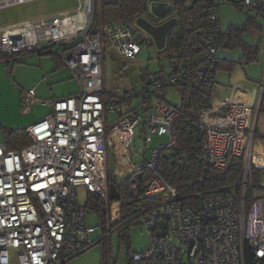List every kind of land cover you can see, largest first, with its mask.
<instances>
[{"label":"built area","instance_id":"obj_1","mask_svg":"<svg viewBox=\"0 0 264 264\" xmlns=\"http://www.w3.org/2000/svg\"><path fill=\"white\" fill-rule=\"evenodd\" d=\"M33 1L2 0L0 8ZM118 1L80 0L71 12L0 28V56L9 58L7 66L24 55H52L78 86L76 94L51 101L38 100L34 90L22 93L26 111L43 104L51 112L27 130L30 145L8 150L0 144V264H70L107 239L106 256L113 264V226L120 224L125 194L139 198L137 185L144 173L149 178L140 200L152 203L140 206L130 221L145 225L150 244L132 252L127 264H246L247 251L256 261L264 260V143L256 140L264 83L253 96L237 90L223 102L211 101L216 77L208 74L217 63L218 39L224 31L219 9L233 4L207 0L212 30L201 58L175 73L149 77L136 93L118 96L106 91L107 50L134 61L143 45L153 42L145 30L103 20L102 7ZM237 1L245 14L264 15V0ZM146 2L152 18L153 3L172 5V0ZM192 77L202 90L195 124L203 137V164L224 171L229 159L237 157L242 169L234 186L185 195L163 179L159 164L162 153L177 148L175 124L182 118L166 90ZM139 127L143 142L133 155ZM162 138L167 141L152 147ZM120 155L128 158L129 169L123 174L117 173ZM110 156L115 165L111 172ZM134 158L139 161L133 164ZM186 160L185 155H173L170 162L182 167ZM112 181L121 186H115L120 193L116 208L110 197ZM77 188L105 203L109 230L102 237H95L98 228L88 225L89 209L78 200ZM186 200L193 203L187 205Z\"/></svg>","mask_w":264,"mask_h":264},{"label":"rangeland","instance_id":"obj_2","mask_svg":"<svg viewBox=\"0 0 264 264\" xmlns=\"http://www.w3.org/2000/svg\"><path fill=\"white\" fill-rule=\"evenodd\" d=\"M2 1V0H0ZM80 4V0H36L24 5H14L6 8H0V27L17 24L24 21H35L40 19H51L53 16L63 12H71ZM221 26L226 30L229 26L239 27L246 23L247 15L245 12H235L227 4L220 6ZM147 22L152 23L153 18L141 17ZM258 23L263 27L262 35L264 47V17H258ZM138 31L143 30L137 22V19L131 24ZM244 39L248 43H253L250 35H245ZM257 43V42H255ZM160 48L155 40L152 43L143 45V51L139 57L134 60H128L119 56L112 50L108 49L105 56L104 76L106 91L112 95H124L126 93H136L140 90L141 81L140 73L143 69H149L151 74L160 71V67L169 68L168 60L161 56L157 58ZM218 58L229 59L240 62L232 72L219 71L216 75V84L213 87L211 101L223 102L237 90L251 94L252 91L258 90L259 86L264 83V58L260 63L247 64L242 58L241 51L228 52L219 50ZM22 59V58H19ZM42 59V65L39 62ZM22 65L15 70L14 74L10 73L5 64L0 66V144L5 143V133L16 130H26L27 125L32 119H43L51 109L47 106L38 105L31 111H26L22 102L20 93L33 89L36 96L46 99L65 98L78 92L77 83L69 80L67 70L61 73L63 76L57 81L49 78L53 73V64L50 57H33L25 58L20 61ZM44 73L48 78L44 81L40 79V73ZM259 85V86H258ZM260 96V92H259ZM37 97V98H38ZM167 99L174 104H180L181 98L176 88H171L167 92ZM264 106V92L262 96ZM113 115L109 116L111 120ZM142 127L137 128L133 146V155L140 149L143 139ZM259 136V138L257 137ZM256 140L264 143V112H260L257 121ZM166 138L155 140L152 147L157 143L166 142ZM149 156V150L147 151ZM138 159L135 161V163ZM114 159L109 158V171H113ZM90 194L85 188H77L78 200L86 204ZM114 208V203L112 204ZM106 208V206H105ZM112 221L117 218V211L112 212ZM115 216V217H114ZM87 223L90 227L98 228L95 237H102L109 230L108 215H103L89 211ZM124 224V223H123ZM123 224L113 226L111 237V252L113 264H127V259L132 252H139L150 244V234L145 225L134 222L121 229ZM126 230L128 241L125 242L120 238L121 231ZM109 247L107 241L100 242L91 249L76 257L70 264H108L106 250Z\"/></svg>","mask_w":264,"mask_h":264},{"label":"trees","instance_id":"obj_3","mask_svg":"<svg viewBox=\"0 0 264 264\" xmlns=\"http://www.w3.org/2000/svg\"><path fill=\"white\" fill-rule=\"evenodd\" d=\"M237 9H242L239 1L229 0ZM173 11L165 18L156 19L153 22L161 24L170 18H176L177 23L169 32L166 44L163 50L159 52L158 59L161 56L168 60L169 68L160 67V71L151 74L149 69H143L140 73V81L143 86L149 77L163 76L177 72L178 68L190 60L199 59L205 54L206 42L209 40L212 24L209 16V3L207 0H172ZM148 16V7L146 0H119L115 5H104L102 7V18L105 22H120L125 25H131L136 19ZM256 29L252 18H248L243 29L235 26H229L222 32L218 39L219 50L228 52L241 51L243 59L247 64L257 63L259 61L260 50L244 41V35ZM240 62L226 59H217L213 71L209 75L215 76L221 70L232 72ZM177 93L181 98L180 104H173L182 114V118L175 124L177 148L172 152H164L161 155L159 172L163 179L171 186L181 188L182 194L189 195L202 190H211L218 188H227L234 186L240 176L242 169V160L237 157H231L228 161V167L224 171L210 169L203 164V137L196 127V110L202 104V90L195 84V78L192 77L185 84L176 87ZM168 90H166L167 94ZM260 112H264L263 100L260 106ZM259 138V136H257ZM264 139V138H263ZM32 143L27 130H16L5 133V146L8 150H19ZM185 155L187 162L182 167L171 165V157ZM149 175L144 173L137 185L138 199L131 198L128 193L125 194L124 202L120 210L121 229L134 223L130 219L137 213L140 206H148L150 200H140V194L145 190V183ZM259 175H256L255 181L259 182ZM120 189V185L112 181ZM191 184V186H189ZM124 188L128 190L129 181L126 180ZM115 201L111 202L114 203ZM192 200H186L185 204H192ZM89 211L97 212L103 217L106 215L105 203L98 197L91 195L86 203ZM137 222V221H135ZM127 228V227H126ZM120 238L127 242L129 239L126 230L121 231ZM246 264H264V260L256 261L251 252L245 254Z\"/></svg>","mask_w":264,"mask_h":264},{"label":"crops","instance_id":"obj_4","mask_svg":"<svg viewBox=\"0 0 264 264\" xmlns=\"http://www.w3.org/2000/svg\"><path fill=\"white\" fill-rule=\"evenodd\" d=\"M228 6H230L231 8H232V10H234L235 12L237 11V12H244L242 9H237L236 7H234V6H232V5H228ZM219 13H220V11H219ZM149 14V13H148ZM247 15V19L248 18H252V20H253V22H254V26L256 27V29H253V30H250V31H248L245 35H250V37H251V39H252V41H253V43H249L250 45H252V46H254V47H256V48H258L259 50H260V56H259V61L257 62V63H260V61H261V59H263L264 58V47H263V39L262 38H259L262 34V32H263V27L258 23V17H264V15H262V14H259V13H251V14H246ZM144 17H148V18H151V17H149V16H144ZM220 18H221V14H220ZM157 19V18H156ZM162 19V18H161ZM171 19V18H170ZM176 19V18H175ZM138 20V19H137ZM169 20V19H168ZM168 20H166V21H168ZM165 21V22H166ZM247 21V20H246ZM25 22V21H24ZM20 23H22V22H20ZM18 24V23H17ZM150 24H153V23H150ZM245 24L246 23H244L243 25H240L239 26V28L240 29H243L244 28V26H245ZM13 25H15V24H13ZM9 26V25H8ZM6 27V26H5ZM0 28H2V27H0ZM225 31V30H224ZM244 35V36H245ZM153 38V37H152ZM153 41H154V39H153ZM244 41L245 42H247L245 39H244ZM255 42H257V43H255ZM248 43V42H247ZM161 51V50H160ZM240 51V50H239ZM50 57V60H51V62H52V64H53V68H54V70H53V73H51L50 75H49V78H51V79H54V80H59L63 75L61 74L62 72H63V70H67L68 71V74H69V80H73L72 79V77H71V75H70V72H69V70L56 58V57H54V56H52V55H24V56H22V59H19L17 62H11L10 64H9V66H7V64H6V60L7 59H9L8 57H5V56H0V66H1V64L3 63V64H5V67L7 66L8 68H9V71H10V73L12 74H14V72H15V70L16 69H18L19 68V66L20 65H22V63H20V61L21 60H23V59H27V58H33V57H38V58H42V57ZM242 58H243V54H242ZM220 59V58H219ZM223 60V59H222ZM226 60H229V59H226ZM244 60V59H243ZM39 62H40V64L42 65V59H39ZM167 69V68H166ZM40 80L41 81H44V80H46L48 77L46 76V75H44V73H40ZM259 86V85H258ZM259 89V88H258ZM31 90H33V89H31ZM255 91H258V90H253L252 91V93L251 94H249V96H253L254 95V93H255ZM35 93H36V91H35ZM37 95V94H36ZM20 97L22 98V92L20 93ZM36 97H38V96H36ZM231 96H229V98H230ZM166 98H167V94H166ZM228 98V99H229ZM38 100H41V101H51V100H54V99H46V100H43L42 98H37ZM56 99H60V98H56ZM168 100V99H167ZM169 101V100H168ZM21 102H22V100H21ZM218 103V102H217ZM38 105H42V106H47V105H43V104H36L33 108H35L36 106H38ZM48 107V106H47ZM50 108V107H49ZM51 109V108H50ZM42 119V118H41ZM41 119H38V118H36V119H32V120H30V122H29V124L27 125V129L26 130H28L34 123H36L37 121H39V120H41ZM138 158H134L133 159V164H134V162L137 160ZM138 161H139V159H138ZM137 161V162H138ZM118 169H119V167H118ZM118 171V170H117Z\"/></svg>","mask_w":264,"mask_h":264},{"label":"water","instance_id":"obj_5","mask_svg":"<svg viewBox=\"0 0 264 264\" xmlns=\"http://www.w3.org/2000/svg\"><path fill=\"white\" fill-rule=\"evenodd\" d=\"M151 11L157 19L165 18L173 11V5L166 3H153ZM137 22L143 30L148 32L153 37L160 50H163L166 44L167 36L176 25L177 20L175 18H171L159 26H154L142 18H139ZM139 38L140 37H138V39ZM110 197L112 202L120 200V193L115 185H110ZM160 225L165 228L167 223L161 222Z\"/></svg>","mask_w":264,"mask_h":264},{"label":"bare ground","instance_id":"obj_6","mask_svg":"<svg viewBox=\"0 0 264 264\" xmlns=\"http://www.w3.org/2000/svg\"><path fill=\"white\" fill-rule=\"evenodd\" d=\"M129 169L128 166V158L126 155L119 156V169L117 171L118 174H123L126 170Z\"/></svg>","mask_w":264,"mask_h":264}]
</instances>
